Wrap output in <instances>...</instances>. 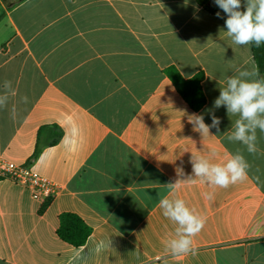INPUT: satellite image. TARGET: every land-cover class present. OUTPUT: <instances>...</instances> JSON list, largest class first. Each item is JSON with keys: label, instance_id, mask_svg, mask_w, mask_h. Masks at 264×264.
I'll use <instances>...</instances> for the list:
<instances>
[{"label": "crops", "instance_id": "crops-1", "mask_svg": "<svg viewBox=\"0 0 264 264\" xmlns=\"http://www.w3.org/2000/svg\"><path fill=\"white\" fill-rule=\"evenodd\" d=\"M0 4V157L59 187L41 212L45 201L0 180V264H264V133L249 154L226 139L238 116L213 108L228 77L258 72L251 44L227 36L226 16L195 0ZM170 66L184 78L204 73L199 111ZM209 109L220 130L201 135L190 117L211 125ZM237 151L250 166L243 181L220 188L194 176L197 158L222 163ZM164 197L206 218L188 253L166 248L177 225L159 207ZM63 212L91 228L84 245L57 234Z\"/></svg>", "mask_w": 264, "mask_h": 264}, {"label": "clouds", "instance_id": "clouds-1", "mask_svg": "<svg viewBox=\"0 0 264 264\" xmlns=\"http://www.w3.org/2000/svg\"><path fill=\"white\" fill-rule=\"evenodd\" d=\"M215 5L225 14L227 36L237 46L264 44V0H214ZM221 17V13H216ZM10 83V81H9ZM27 102V97L23 98ZM5 100L0 98V108ZM225 107L227 114L238 116L233 131L226 136L229 142H238L245 146L249 154H256L257 130L264 133V79L258 78L255 70H241L236 76L227 78L225 87L220 88V94L215 99L213 108ZM211 117V125L204 123L203 114H193L190 122L194 130L201 135L208 134L210 128L219 132L221 120L214 114L213 109L207 110ZM249 164L245 157L237 151L222 163H212L209 159L199 157L192 162V171L196 178L209 186L227 188L232 184L247 178ZM194 180H189L190 183ZM182 182L168 184L178 190ZM205 199H212L211 193L204 194ZM159 207L163 215L174 222L177 227L175 236L165 242L166 248L172 254L181 255L192 250L193 238L205 226L206 218L187 206L184 199L168 197L161 198ZM103 243L97 246L99 252Z\"/></svg>", "mask_w": 264, "mask_h": 264}, {"label": "trees", "instance_id": "trees-1", "mask_svg": "<svg viewBox=\"0 0 264 264\" xmlns=\"http://www.w3.org/2000/svg\"><path fill=\"white\" fill-rule=\"evenodd\" d=\"M22 1L24 0H5V3H7V8L9 9ZM195 1L210 14L216 15L219 11L221 15L225 16L215 5L214 0ZM251 51L259 73V78L264 79V44H261L259 47L255 46V44H251ZM165 74L173 82L177 91L193 110L199 111L206 104L207 99L202 86V81L204 79V73L202 71L197 72L190 78H184L176 67L170 66L165 69ZM38 152L39 150L37 149L33 157H36ZM48 204L49 201H45L40 211L42 212ZM57 234L65 242L75 247H80L84 245L89 238L91 228L77 214L63 212L59 215Z\"/></svg>", "mask_w": 264, "mask_h": 264}, {"label": "built area", "instance_id": "built-area-1", "mask_svg": "<svg viewBox=\"0 0 264 264\" xmlns=\"http://www.w3.org/2000/svg\"><path fill=\"white\" fill-rule=\"evenodd\" d=\"M8 179L27 187L33 198L44 202L58 193L59 187L41 176L29 164H17L0 157V180Z\"/></svg>", "mask_w": 264, "mask_h": 264}, {"label": "rangeland", "instance_id": "rangeland-1", "mask_svg": "<svg viewBox=\"0 0 264 264\" xmlns=\"http://www.w3.org/2000/svg\"><path fill=\"white\" fill-rule=\"evenodd\" d=\"M5 7H7V3H5ZM4 12H5V10H4L3 6L0 4V20L3 18Z\"/></svg>", "mask_w": 264, "mask_h": 264}]
</instances>
